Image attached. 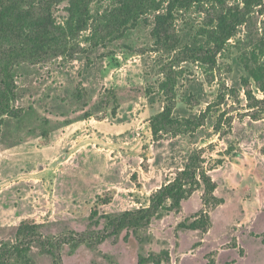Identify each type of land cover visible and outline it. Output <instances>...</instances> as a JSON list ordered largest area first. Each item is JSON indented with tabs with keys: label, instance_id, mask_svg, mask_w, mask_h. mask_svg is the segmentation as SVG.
I'll return each instance as SVG.
<instances>
[{
	"label": "rangeland",
	"instance_id": "374dc122",
	"mask_svg": "<svg viewBox=\"0 0 264 264\" xmlns=\"http://www.w3.org/2000/svg\"><path fill=\"white\" fill-rule=\"evenodd\" d=\"M225 1L226 6L243 4ZM88 4V25L63 43L65 54L27 59L25 49L0 50V80L8 64L16 92L10 104L22 110L19 118L3 116L0 250L16 244L19 224L32 219L45 237L62 242V264H139L140 255L164 249L171 260L162 264H264V116L248 115L241 84L248 75L239 50L246 25L208 65L195 55L204 48L211 20L225 9L219 4L204 1L176 11V52L156 48V13L119 34L106 27L112 0ZM70 5L71 0L53 5L58 23L70 19ZM260 8L255 9L259 27L264 22ZM172 69L178 72L173 117L197 119L209 105L212 111L196 131L154 137L151 119L169 103L161 83ZM221 91L228 94L223 102ZM194 150H201L205 169L218 184L216 194L225 199L210 210L208 233L178 226L203 207L201 188L180 212L102 240L107 214L148 206L151 194L184 168ZM107 192L113 193L112 201L92 220L97 197ZM27 258L13 256L10 262H55L38 243Z\"/></svg>",
	"mask_w": 264,
	"mask_h": 264
},
{
	"label": "trees",
	"instance_id": "16d2710c",
	"mask_svg": "<svg viewBox=\"0 0 264 264\" xmlns=\"http://www.w3.org/2000/svg\"><path fill=\"white\" fill-rule=\"evenodd\" d=\"M60 0H0V50L12 53L18 49H25L23 53L27 59L44 56L65 54V41L75 37L83 31L89 22L91 12L88 0H71L69 7L70 19L64 24L58 23L53 14V5ZM110 19L107 29L122 34L129 26L135 27L147 13L155 14L152 35L158 50L176 52L180 45V37L175 28V14L178 9H185L199 2H212L225 9L220 10L211 20V28L207 30V40L195 59L203 64L214 65L218 54L224 49L230 39L246 25L247 34L242 42L240 61L246 68L248 75L243 76L241 84L247 100L249 114L259 120L264 116V98L258 96L253 83L264 94V22L261 27L256 20L255 9L264 14V0H242V5L226 6L225 0H112ZM167 3L166 9L165 5ZM27 5V6H26ZM198 51V50H197ZM194 54L196 53L193 52ZM179 54H177L178 56ZM179 59V58H178ZM9 65L3 67V78L0 80V136L2 133L3 116L5 114L19 118L22 110L11 106L16 99V92L9 76ZM177 71L167 72V79L161 83L162 90L167 96L168 104L164 110L151 119V129L154 137H161L162 133L177 134L182 131H196L203 126L212 105L201 113L197 119H179L173 117L174 100L176 98L175 85ZM233 97H238L236 88L229 89ZM227 93L221 91L219 99H226ZM116 114V109L113 110ZM222 113L220 117L225 116ZM223 119V118H222ZM185 126V128H184ZM221 126V125H220ZM44 136L49 137L45 131ZM221 162V160H219ZM206 160L201 150H194L189 156L184 168L176 176L154 191L149 199V205L118 214H107L106 233L102 240L111 237L118 238L124 230H139L147 228L155 218H161L165 213L180 212L183 202L189 199L197 190L203 189V207L187 217L178 226L180 229L208 233L213 222L210 210L225 202L223 197L216 194L217 182L210 172L205 169ZM113 199V193L107 192L97 197L92 208L91 219L100 216V206L108 204ZM41 224L32 219L23 220L17 229V242L12 246L7 244L0 250V264H11L13 256L27 258L32 244H40L50 252L55 259L54 264H62L58 252L62 242H53L43 235ZM127 238V237H126ZM77 245V243H76ZM171 253L168 249L160 252H150L140 255L139 264H162L170 262Z\"/></svg>",
	"mask_w": 264,
	"mask_h": 264
}]
</instances>
